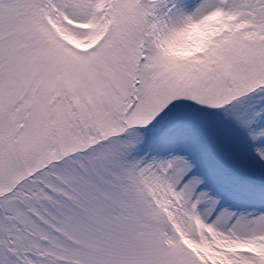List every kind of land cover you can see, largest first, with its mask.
I'll list each match as a JSON object with an SVG mask.
<instances>
[{
  "label": "snow or ice",
  "instance_id": "6c2138e0",
  "mask_svg": "<svg viewBox=\"0 0 264 264\" xmlns=\"http://www.w3.org/2000/svg\"><path fill=\"white\" fill-rule=\"evenodd\" d=\"M0 264H264V0H0Z\"/></svg>",
  "mask_w": 264,
  "mask_h": 264
}]
</instances>
